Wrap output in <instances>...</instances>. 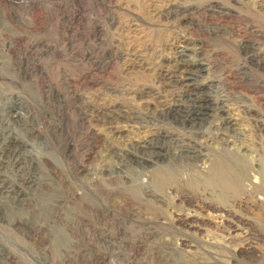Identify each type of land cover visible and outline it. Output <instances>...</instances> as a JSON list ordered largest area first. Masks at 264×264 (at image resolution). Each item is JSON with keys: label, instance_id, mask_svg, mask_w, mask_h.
Listing matches in <instances>:
<instances>
[{"label": "rangeland", "instance_id": "374dc122", "mask_svg": "<svg viewBox=\"0 0 264 264\" xmlns=\"http://www.w3.org/2000/svg\"><path fill=\"white\" fill-rule=\"evenodd\" d=\"M0 264H264V0H0Z\"/></svg>", "mask_w": 264, "mask_h": 264}, {"label": "bare ground", "instance_id": "6f19581e", "mask_svg": "<svg viewBox=\"0 0 264 264\" xmlns=\"http://www.w3.org/2000/svg\"><path fill=\"white\" fill-rule=\"evenodd\" d=\"M191 100H192V99H191ZM191 100H190V101H191ZM199 105H200V104H199ZM195 106H196V105H195ZM204 106H205V105H204ZM205 107H206V106H205ZM194 109H195V108H194ZM203 113H204V110L202 109V107H201V106H199V107L197 106L196 109H195V115H194L195 117H194V119H196V117H202V116H204ZM193 124H194V123H193ZM151 147H152V146H151ZM151 147H150V148H151ZM153 148H154V147H153ZM183 150H184V149H183ZM181 151H182V150H181ZM187 152H188V151H187ZM184 155H185V154H184Z\"/></svg>", "mask_w": 264, "mask_h": 264}]
</instances>
